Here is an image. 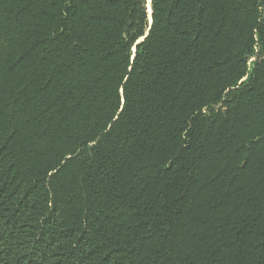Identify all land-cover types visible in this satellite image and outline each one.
I'll use <instances>...</instances> for the list:
<instances>
[{"label": "trees", "instance_id": "trees-1", "mask_svg": "<svg viewBox=\"0 0 264 264\" xmlns=\"http://www.w3.org/2000/svg\"><path fill=\"white\" fill-rule=\"evenodd\" d=\"M148 1L0 0V264H264V0Z\"/></svg>", "mask_w": 264, "mask_h": 264}, {"label": "rangeland", "instance_id": "rangeland-1", "mask_svg": "<svg viewBox=\"0 0 264 264\" xmlns=\"http://www.w3.org/2000/svg\"><path fill=\"white\" fill-rule=\"evenodd\" d=\"M148 4H149V1L146 0V6L145 7L147 8V11H148V13L150 15V10H148V7H149Z\"/></svg>", "mask_w": 264, "mask_h": 264}, {"label": "bare ground", "instance_id": "bare-ground-1", "mask_svg": "<svg viewBox=\"0 0 264 264\" xmlns=\"http://www.w3.org/2000/svg\"><path fill=\"white\" fill-rule=\"evenodd\" d=\"M147 1H148V0H147ZM149 8H150V7H148V10H150Z\"/></svg>", "mask_w": 264, "mask_h": 264}, {"label": "water", "instance_id": "water-1", "mask_svg": "<svg viewBox=\"0 0 264 264\" xmlns=\"http://www.w3.org/2000/svg\"><path fill=\"white\" fill-rule=\"evenodd\" d=\"M149 25H150V20H149Z\"/></svg>", "mask_w": 264, "mask_h": 264}, {"label": "snow or ice", "instance_id": "snow-or-ice-1", "mask_svg": "<svg viewBox=\"0 0 264 264\" xmlns=\"http://www.w3.org/2000/svg\"><path fill=\"white\" fill-rule=\"evenodd\" d=\"M137 43H139V41H137Z\"/></svg>", "mask_w": 264, "mask_h": 264}]
</instances>
